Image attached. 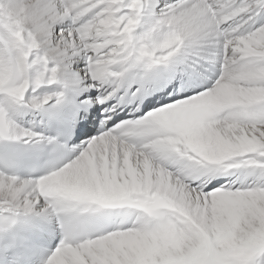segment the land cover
<instances>
[{"label":"snow or ice","instance_id":"6c2138e0","mask_svg":"<svg viewBox=\"0 0 264 264\" xmlns=\"http://www.w3.org/2000/svg\"><path fill=\"white\" fill-rule=\"evenodd\" d=\"M0 264H264V0H0Z\"/></svg>","mask_w":264,"mask_h":264}]
</instances>
